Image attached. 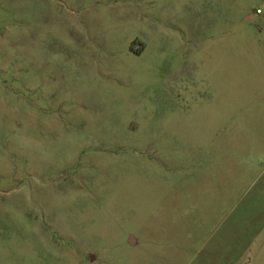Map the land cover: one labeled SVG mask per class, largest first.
<instances>
[{
  "label": "rangeland",
  "instance_id": "rangeland-1",
  "mask_svg": "<svg viewBox=\"0 0 264 264\" xmlns=\"http://www.w3.org/2000/svg\"><path fill=\"white\" fill-rule=\"evenodd\" d=\"M217 187L264 188V0H0V264H195Z\"/></svg>",
  "mask_w": 264,
  "mask_h": 264
},
{
  "label": "crops",
  "instance_id": "crops-1",
  "mask_svg": "<svg viewBox=\"0 0 264 264\" xmlns=\"http://www.w3.org/2000/svg\"><path fill=\"white\" fill-rule=\"evenodd\" d=\"M255 190L256 193H253ZM242 191L236 188L212 189L211 198L206 204L212 206L214 237L212 241H203L196 254L195 264H254L253 261H247L246 252L261 235L262 230L259 228H264V219L259 213L251 218L252 212L264 211V188L248 189L245 193ZM237 202L244 203L243 212L238 215ZM243 227L254 229L245 232L241 229ZM244 234L251 238L243 237Z\"/></svg>",
  "mask_w": 264,
  "mask_h": 264
},
{
  "label": "built area",
  "instance_id": "built-area-1",
  "mask_svg": "<svg viewBox=\"0 0 264 264\" xmlns=\"http://www.w3.org/2000/svg\"><path fill=\"white\" fill-rule=\"evenodd\" d=\"M260 12V11H259Z\"/></svg>",
  "mask_w": 264,
  "mask_h": 264
}]
</instances>
